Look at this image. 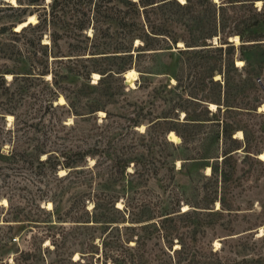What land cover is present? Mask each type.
Listing matches in <instances>:
<instances>
[{
  "label": "trees",
  "instance_id": "obj_1",
  "mask_svg": "<svg viewBox=\"0 0 264 264\" xmlns=\"http://www.w3.org/2000/svg\"><path fill=\"white\" fill-rule=\"evenodd\" d=\"M16 3L0 0V12L10 11L0 14L4 20L0 23V96L9 100L0 106L4 111L0 113H13L10 104L16 106L17 98L32 89L33 80L48 85L47 100H51L58 94L57 76L61 75L85 78L93 90L65 95L71 114L104 111L106 116L104 102L115 88L111 80L120 79L119 86L125 87L121 76L133 69L139 73L140 87L150 76L163 74L168 77L162 83L167 89L162 96L167 105L163 115L153 110L135 112L128 127L133 129L142 122L140 118H148L143 138L149 144L162 138L170 150L162 158L168 170L174 169L177 148L183 151L181 159L209 168L192 189L195 200L176 196L168 205L131 196L127 179L120 181L121 192L105 190L110 182L102 175L100 179L106 184L97 190L89 186L77 194L54 222L53 210L36 206L39 213L27 221L35 226L29 228L37 248L47 240L59 256L66 254L71 264H236V260L219 255L207 235L214 216L232 207L231 192L241 186L238 172L248 176L257 170L256 165L260 173L264 170V159L259 158L264 153V110H259L264 104V0H50L48 6L43 0ZM30 7L35 10H28ZM39 9L42 13L37 12ZM25 13H36L37 21L15 30L16 23L24 22L20 16ZM45 32L47 42L42 40ZM56 61L64 66L55 65ZM91 73H97L98 78L90 84ZM10 74L12 79L7 82L5 76ZM46 76L50 79L45 80ZM161 118L170 119L162 122ZM26 125V120H15L11 127L0 124V167L11 159L17 162L20 142L15 132ZM169 131L179 137V144L167 139ZM238 131L241 137L236 135ZM7 138L15 139L9 148L5 147L10 141ZM43 153L38 148L31 150L27 164L48 162L49 155L40 159ZM87 153L97 157L89 169L93 175L102 152L99 156H95L97 152H70L51 167H72L85 160ZM136 154L111 156L109 178L118 181L137 174L145 183L158 173L160 168L151 160ZM130 165L132 171L127 170ZM3 187L0 197L6 195ZM6 199L12 217L24 216L22 207L10 208V198ZM74 229H79L77 235L87 241L77 260H72L66 246ZM15 264L26 263L16 259Z\"/></svg>",
  "mask_w": 264,
  "mask_h": 264
},
{
  "label": "rangeland",
  "instance_id": "obj_2",
  "mask_svg": "<svg viewBox=\"0 0 264 264\" xmlns=\"http://www.w3.org/2000/svg\"><path fill=\"white\" fill-rule=\"evenodd\" d=\"M6 2L17 5L16 0H6ZM43 3L48 6L50 0H43ZM30 9L35 10L28 8ZM37 12L42 13V10L39 9ZM1 13H10V11L3 10ZM35 14H32L34 16L32 20H28L27 13L20 18L35 23L37 21ZM3 21L0 18V23ZM47 33L45 32L42 39L44 42L48 41ZM235 41L237 42L236 39ZM55 65L64 66V63L56 61ZM10 66L12 69L13 65L10 64ZM61 71L62 74L65 73L63 69ZM134 71L136 75L129 77L132 80L129 84L125 83L126 71L122 74L121 78L125 87L119 86L120 79L111 80L115 88L111 91L113 95L104 102L108 112L106 116L104 111L85 116L71 114L65 95L71 96L77 91L80 94H89L93 90L88 86L85 78L74 76L63 78L61 75L57 76L58 94L52 96L51 100H47L50 94L48 85L40 79L33 80L32 89L26 95L17 98L16 106L10 104L13 113H0V124L4 122L6 126L11 127L15 120L27 122L23 130L15 132L20 142L17 162L13 163L11 159L0 167V187L4 186L6 192L5 196L0 197V264H15L16 259L26 264H71L66 254L59 256L47 240L41 248H37V242L33 238L34 233L29 228L34 225L27 219H32L33 217L30 216H36L39 213L36 209V206H39L42 209L54 211L51 218L54 222L57 215L63 216L77 194L89 190V186L97 190L101 188V184H106L103 183V179H100L102 175L110 182L109 188H103L113 193L121 192L120 181L125 183L127 179L128 183L125 184L130 186L131 196L135 198L158 200L165 205H168L176 196L183 200L197 198L193 196L192 189L198 181L200 182L202 172L205 174L209 171L200 167L196 161L181 159L183 151L179 148L174 152V169L168 170L162 165V158L169 148L166 147L162 138H157L151 144L143 138L148 118H140L142 122L133 129L128 127L129 119L135 112L145 114L153 110L158 115H163L161 112L167 108L162 99L167 89L163 88L162 83H165L168 77L163 74L152 75L148 82L138 87L139 73ZM16 76L17 79L21 78L19 75ZM5 78L7 82H10L12 75H6ZM97 78L98 76L95 77L91 73L90 84L95 83ZM44 79L49 80L50 76ZM169 82L173 84L174 80L171 79ZM155 87L159 88L155 90ZM8 101L5 95L0 96V106L3 104L5 106ZM262 107L263 105L259 110H264ZM169 119L161 118L162 122ZM171 132H168L167 139L173 144H179L180 139L174 132L172 133L177 138L169 137ZM6 140H10L5 142V147L9 148L15 139L7 138ZM34 148L46 152L40 155V159L49 155V161L42 165L34 161L33 165L29 166L27 154ZM96 148L98 151H95ZM24 150L27 152L25 153ZM78 150L97 152L95 156H99V152H102V155L98 157L100 164L94 168L95 174H90L89 169L97 157H91L89 153L86 154L85 160L78 161L72 167L64 165L51 167L52 162L57 159L63 161L70 152ZM134 152L137 153L135 156H139L142 160H151L154 166L160 168L158 173L150 176L145 183L137 174L123 180L118 179V181L112 176L109 178L111 156ZM255 168L257 170H253L248 176H243L242 170L238 172L241 177V186L231 192V196L233 195L230 199L231 209L225 210L219 216H214L213 227L208 229L207 237L211 239L213 249L217 250L222 257L227 256L231 261L236 260V264H264V170L260 173V167L256 165ZM127 170L132 171V165ZM133 189H137L136 193L132 192ZM6 196L10 198V208L22 207L24 216L12 217ZM117 204L120 206L121 202L118 201ZM53 205L56 206L55 210ZM87 205L90 207L91 203ZM218 208L219 204L215 203L214 209L218 210ZM36 231H40L39 228ZM77 232H80L79 229H74L66 239V246L72 253V260L80 257L79 251H83L87 243L84 236L77 235ZM96 240H98L97 237Z\"/></svg>",
  "mask_w": 264,
  "mask_h": 264
},
{
  "label": "bare ground",
  "instance_id": "obj_3",
  "mask_svg": "<svg viewBox=\"0 0 264 264\" xmlns=\"http://www.w3.org/2000/svg\"><path fill=\"white\" fill-rule=\"evenodd\" d=\"M34 18V16L33 15H30L29 16V18H28V20H32ZM30 22V21H29ZM23 24H25V21L24 22H22V23H19V24H17V26H16V30H18ZM237 39V38H236ZM240 63V62H239ZM133 74H135V71L133 70V69H130V70H127L126 71V73H125V76L127 77V81H129V83H131L132 82V80H130V76H132ZM136 75V74H135ZM93 76H95V77H97L98 76V74L97 73H93ZM212 106H214L213 104H211V107ZM263 107H264V104H263ZM262 107V108H263ZM102 112V111H101ZM236 135L237 136H239V137H241L242 136V133H241V131H238L237 133H236ZM169 136H170V138L171 139H176L177 138V136L175 135V134H173L172 132L169 134ZM259 158H261V159H264V153H261L260 155H259ZM206 170H208L209 171V168H206ZM5 201V200H4ZM186 208V206H183V209H185Z\"/></svg>",
  "mask_w": 264,
  "mask_h": 264
},
{
  "label": "water",
  "instance_id": "obj_4",
  "mask_svg": "<svg viewBox=\"0 0 264 264\" xmlns=\"http://www.w3.org/2000/svg\"><path fill=\"white\" fill-rule=\"evenodd\" d=\"M28 22H29V21H25V24H23L22 26L26 25ZM22 26H21V27H22ZM21 27H20V28H21ZM20 28H19V29H20ZM14 29H15V28H14ZM15 30H16V29H15ZM125 83H126V84H129V81L126 80ZM169 137H170V136H169Z\"/></svg>",
  "mask_w": 264,
  "mask_h": 264
}]
</instances>
